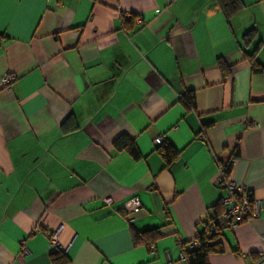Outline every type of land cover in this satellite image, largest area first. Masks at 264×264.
<instances>
[{"label":"crops","instance_id":"obj_1","mask_svg":"<svg viewBox=\"0 0 264 264\" xmlns=\"http://www.w3.org/2000/svg\"><path fill=\"white\" fill-rule=\"evenodd\" d=\"M257 47L264 67V0L230 17L219 0H32L23 15L6 3L0 80H16L0 85V264H53L57 229L67 264H187L182 244L208 228L229 161L260 210L223 229L224 252L208 262L264 264V71L247 57ZM121 135L139 159L114 147ZM158 137L180 152L169 167ZM134 196L138 211L118 208ZM134 231L160 236L135 245Z\"/></svg>","mask_w":264,"mask_h":264},{"label":"trees","instance_id":"obj_2","mask_svg":"<svg viewBox=\"0 0 264 264\" xmlns=\"http://www.w3.org/2000/svg\"><path fill=\"white\" fill-rule=\"evenodd\" d=\"M221 7L225 14L230 17L234 15L241 9V0H219ZM133 18H136L135 15H132L129 20L124 19V22L132 21ZM255 29L247 32V36H254ZM258 47L254 50L253 53L248 54L247 57L252 65L253 72H262L264 71V67L257 61L256 59V51ZM219 66L221 70L225 71L227 69V65L224 61H219ZM181 104H183L187 110H196V99L194 92H185L180 100ZM114 147L119 151L128 152L133 158L139 159L141 157V153L137 148L136 143L130 139L128 136L121 135L114 141ZM157 152L161 155L164 160V166L169 167L173 164V162L179 157V150H177L171 143L162 141L156 148ZM233 155H238V149L235 150ZM232 161L227 163V168L225 170L226 174L230 176ZM224 211V207L219 203L215 206L211 217H217ZM144 234L134 231L133 232V243L138 245L140 243H146L147 245L152 244L157 238H159L160 234L157 231L153 232L152 239L146 241L144 239ZM222 230L220 228H215L213 230H209L208 228L205 232L201 233L197 237V241L200 243L198 248H194L192 246V242L189 249H186L187 243L184 242L182 244L184 260L187 264H209L208 258L211 254H219L224 252V245L221 241ZM51 260L53 264H67L69 263V258L65 254L63 250L54 249L51 251Z\"/></svg>","mask_w":264,"mask_h":264},{"label":"built area","instance_id":"obj_3","mask_svg":"<svg viewBox=\"0 0 264 264\" xmlns=\"http://www.w3.org/2000/svg\"><path fill=\"white\" fill-rule=\"evenodd\" d=\"M16 80V74L7 73L1 77L0 85L4 88H10L12 83ZM259 122H254V127H259ZM199 138L203 139L204 135L199 134ZM163 137L155 139L156 144H160ZM227 163H221L218 172V183L226 190V194L219 199V204L224 207V211L217 217L209 216L207 223L208 229L213 230L220 228L221 230L232 227L238 223L248 221L253 216H257L260 210L259 200L254 199L249 190L242 185L237 184L225 172ZM104 203L112 205L111 198H104ZM118 208L123 209L127 214H132L141 208V200L139 196H134L126 202L120 204ZM60 229L55 230L49 234V246L51 250L59 249L66 251L60 242ZM194 248H198L200 243L197 240L192 242ZM184 259V255L181 256Z\"/></svg>","mask_w":264,"mask_h":264},{"label":"snow or ice","instance_id":"obj_4","mask_svg":"<svg viewBox=\"0 0 264 264\" xmlns=\"http://www.w3.org/2000/svg\"><path fill=\"white\" fill-rule=\"evenodd\" d=\"M6 3L14 5L19 13L23 15L26 12L27 6L32 3V0H0V20L3 19L4 5Z\"/></svg>","mask_w":264,"mask_h":264}]
</instances>
